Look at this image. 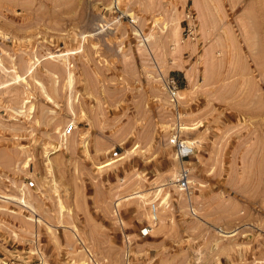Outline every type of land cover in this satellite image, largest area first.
<instances>
[{"label":"rangeland","instance_id":"rangeland-1","mask_svg":"<svg viewBox=\"0 0 264 264\" xmlns=\"http://www.w3.org/2000/svg\"><path fill=\"white\" fill-rule=\"evenodd\" d=\"M0 264H264V0H0Z\"/></svg>","mask_w":264,"mask_h":264},{"label":"built area","instance_id":"built-area-1","mask_svg":"<svg viewBox=\"0 0 264 264\" xmlns=\"http://www.w3.org/2000/svg\"><path fill=\"white\" fill-rule=\"evenodd\" d=\"M166 90L168 93V97L170 100V105L173 106L174 108H178L180 97L179 92H180V87L179 83L175 78L168 79L166 81ZM76 130V126L74 124L69 125L66 130L64 131L65 135L70 136L72 135ZM181 129V125H179L178 131H176L175 135L173 138L170 139V144H172L173 147H175L176 150V156L179 161L184 162L187 158L191 157L195 153V142L191 141H185L181 140V138L176 135L179 133ZM190 173L187 168L184 166L178 173V177L176 179V183L178 184V187L180 188L181 191L189 192L190 191ZM158 206L157 204H152V212L154 213V216H157L158 212Z\"/></svg>","mask_w":264,"mask_h":264},{"label":"bare ground","instance_id":"bare-ground-1","mask_svg":"<svg viewBox=\"0 0 264 264\" xmlns=\"http://www.w3.org/2000/svg\"><path fill=\"white\" fill-rule=\"evenodd\" d=\"M72 82H73V78H72V76L70 75V86L72 85ZM179 97V96H178ZM27 102V101H26ZM188 129V128H187ZM159 190V189H158ZM167 198L164 200V203L163 204H166V203H168L167 202Z\"/></svg>","mask_w":264,"mask_h":264}]
</instances>
